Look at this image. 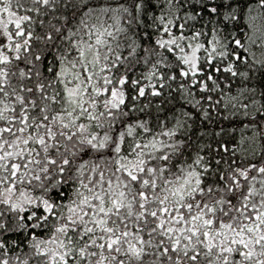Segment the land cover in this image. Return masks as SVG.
<instances>
[{"label":"snow or ice","instance_id":"obj_1","mask_svg":"<svg viewBox=\"0 0 264 264\" xmlns=\"http://www.w3.org/2000/svg\"><path fill=\"white\" fill-rule=\"evenodd\" d=\"M0 264H264V0H0Z\"/></svg>","mask_w":264,"mask_h":264}]
</instances>
